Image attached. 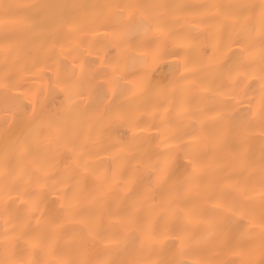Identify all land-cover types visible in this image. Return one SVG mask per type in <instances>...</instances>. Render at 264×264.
<instances>
[{
  "label": "bare ground",
  "instance_id": "bare-ground-1",
  "mask_svg": "<svg viewBox=\"0 0 264 264\" xmlns=\"http://www.w3.org/2000/svg\"><path fill=\"white\" fill-rule=\"evenodd\" d=\"M136 3L173 6V14L166 21L165 50L155 63L149 56V63L145 64L142 54H151L159 46L160 42H153L158 33L138 31L118 15L119 9L102 7ZM260 3L261 0H0V258L4 256L5 245L10 250L13 245V237H5V228L12 232L18 214L27 211L14 190L6 191V184L12 189L18 181L21 187L31 190L37 180L36 175L5 180L2 162L5 152L11 151V141L6 139L3 129L5 89L2 85L6 78L15 77L22 85L14 88L10 95L26 94V105L31 100L44 109L56 111L68 103L61 91L65 87L63 81L79 77L71 105L80 115L79 141L84 146L90 171L108 177L111 191L106 196V203L131 204L142 198L153 182L149 179L146 163H162L170 149L182 155L184 145L192 144L190 151H195L209 134L226 139L229 145L245 143L239 124L248 118L250 110L258 109L261 84L258 61L251 68H239L237 54L240 47L236 41L252 40L258 56L262 25L251 15L235 16L233 13L238 10L232 6ZM4 5L11 7L5 9ZM60 5L68 7H53ZM201 5L216 7H198ZM57 13H67L65 20L77 19L79 26L87 30L80 34L88 42L84 47L73 43L66 35L69 29L59 23L56 29L63 35L59 44L54 46L53 41L40 38L47 34L50 18ZM98 16L103 18L95 22ZM233 24L240 27L234 29ZM6 33L10 37L8 44L14 49L8 59L4 51ZM29 38L35 42L29 43ZM81 62L90 68L83 76ZM229 72L235 78L236 100H229L227 95L216 91L217 84ZM114 73L123 77L119 85L114 82ZM146 73L150 74V84H146ZM182 75L190 79L183 82V106L178 110L172 83ZM58 80L61 81L59 87ZM225 102L229 109L227 114L234 117L231 122L222 119ZM116 110L130 114V119L109 122V113ZM259 132L257 124L246 141V158L242 159L241 154L231 148L218 150L207 157L208 179H214L221 167L241 181L247 179L250 172L258 171L260 147L264 143ZM65 163L60 158L54 169L61 179L64 178ZM182 172L183 168H180L175 176ZM126 177L134 179L127 182ZM85 187H92L90 178ZM69 188L70 184L61 185L64 191ZM49 199L55 200L56 196ZM255 199H260L258 193ZM140 215L161 234L160 241L155 244L159 251L154 252L139 232L129 230L120 240L108 244V248H119L114 258L128 261L173 258L179 246L174 239H165L163 234H171L178 224L187 225L188 220L174 219L159 194L145 204ZM115 222L114 218L112 223ZM79 227L76 223L68 224L67 235L60 241L61 246L69 245L68 252L72 251L71 245L77 239L74 230ZM104 229L109 233L118 231V227H109L107 223ZM186 243L193 248H204L213 261L239 264L240 257L217 247L214 237L207 235L205 226L196 223V217H192L191 237ZM22 246L23 241H20L15 250L19 251ZM187 258H192L190 251Z\"/></svg>",
  "mask_w": 264,
  "mask_h": 264
},
{
  "label": "snow or ice",
  "instance_id": "snow-or-ice-1",
  "mask_svg": "<svg viewBox=\"0 0 264 264\" xmlns=\"http://www.w3.org/2000/svg\"><path fill=\"white\" fill-rule=\"evenodd\" d=\"M4 7L8 9L11 6ZM102 7L119 9L118 15L134 25L138 31L158 33L153 42H160L159 46L151 54L143 53L142 57L145 64L149 63V56L152 63L162 58L165 50L163 42L166 40V21L173 14L172 5L136 3ZM232 7L238 10L233 13L235 16L251 15L258 18L262 25L258 56L252 40L236 41L240 47L237 54L239 68H251L258 61V78L261 84L258 109L250 110L248 118L239 124L245 143L229 145L226 139L209 134L205 137V143L195 151H190L193 148L192 144L184 145L182 155H178L175 149H170L162 163H146L145 167L150 173L149 179L153 182L149 185L148 191L142 194V198L131 204L125 202L124 206H120L106 203V196L111 191L109 179L103 174L90 171L84 146L79 141L80 115L71 105L79 77L75 80L66 78L63 81L65 87L61 91L65 93L68 103L56 111L44 109L31 100L26 105L24 103L26 94L10 95L14 88L22 85L15 77L5 79L2 85L5 89L3 129L6 139L11 141V151L5 152L2 162L5 180L7 181L9 177L30 175H36L37 180L36 186L31 190L21 187L18 181L14 182L12 189L6 184V191L11 193L14 190L19 203L23 204L27 211L18 214L12 232L5 228V237L12 236L13 245L11 250L7 244L5 245L0 264H236L235 261H213L205 254L204 248L187 245L186 242L191 237L192 217H196V223L205 226L207 235L214 237L217 247L227 253L238 255L239 264H264V143L260 147L259 170L250 172L247 179L243 181L235 179L223 167L214 179L209 180L206 175L208 167L206 158L218 150L231 148L239 152L242 159L246 158V141L251 138L257 124L260 139L264 142V0H261L260 4ZM5 15L7 16V12ZM66 15L68 14L57 13L52 16L47 34L40 38L53 41L54 46L59 44L63 39V35L56 29V24L59 23L61 27L69 29L66 35L71 37L73 43L78 47H84L88 42L82 39L80 34L86 33L87 30L79 26L77 19L65 20ZM102 18L98 16L95 22ZM231 27L238 29L240 26L233 24ZM9 39L6 33L4 45L6 59L10 57V52L14 51L8 44ZM28 42L35 41L29 38ZM88 72L90 68L81 62V75ZM145 77L146 84H150V74L146 73ZM121 79L122 76L114 73V82L117 85ZM189 79L182 75L172 83L178 98V110L183 106L181 99L184 91L183 82ZM60 83L58 80L57 87ZM192 83L195 84V81ZM196 87L200 85L196 84ZM216 91L220 95H227L229 100H236L235 78L232 72L217 84ZM228 112L225 102V115L222 119L231 122L234 117L227 114ZM128 119L130 114L121 110L108 115L109 122H125ZM60 158L66 162L63 179L54 172L56 162ZM181 160L185 163H178ZM180 168H183V172L175 176ZM74 173L82 175H73ZM89 178L92 187L86 188ZM133 179L126 177L127 182ZM62 184H70V188L64 191L61 189ZM257 193L260 197L258 201L255 199ZM155 194L165 199L174 219L188 220L187 225L178 224L171 234H163L165 239H174L179 246L175 256L159 261L139 259L128 261L114 258L119 248H108V244L120 240L122 234L129 230L139 232L144 240L149 242L154 252L159 251L155 244L160 241L161 234L155 232L140 215L141 209L150 199L155 198ZM53 195L56 199H49ZM4 213L8 214L7 206L4 207ZM114 218L115 224L112 223ZM5 223L7 224V221ZM70 223H76L80 227L74 230L77 239L71 245L72 251L68 252L69 245L61 246L60 241L67 235V226ZM106 223L109 227H118V231L109 233L104 229ZM20 241H23V246L17 251L15 249ZM189 251L192 257L190 259L187 258Z\"/></svg>",
  "mask_w": 264,
  "mask_h": 264
}]
</instances>
